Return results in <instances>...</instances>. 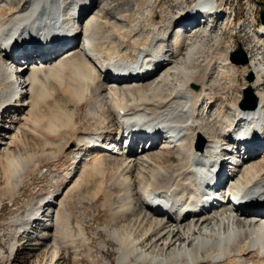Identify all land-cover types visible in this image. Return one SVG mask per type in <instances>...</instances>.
<instances>
[{
    "label": "bare ground",
    "instance_id": "1",
    "mask_svg": "<svg viewBox=\"0 0 264 264\" xmlns=\"http://www.w3.org/2000/svg\"><path fill=\"white\" fill-rule=\"evenodd\" d=\"M160 1L0 0V172L9 202L33 172L53 167L61 177L53 191L36 194L9 219V236L16 241L41 225L39 245L49 247L44 251L52 258L58 257L57 249L66 256L70 245L65 228L67 197L100 179L96 191L105 195L102 206L115 224L107 232L116 246L115 264H264L263 212L242 210L234 216L220 206L182 216L183 208L175 206L176 202L166 205L168 214L146 205L149 195L168 201L179 196L178 203L187 202V196L179 194L188 192L192 194L189 200H194L193 178L198 174L193 168L203 170V164L212 159L211 151L225 145L227 138H235L234 130L239 128L245 135L251 132L247 140L252 144L262 145L253 148L248 160L236 169L231 185L244 190L254 202L264 201V134L254 131L264 127V92L257 90L264 84V25L254 28L258 21L255 6L248 10L259 35L253 40L263 49L257 58L263 61L250 59L243 68L254 75L246 87H252L257 105L251 109V102L247 106L236 102L229 119L224 109L210 113L218 106L219 94L214 92L221 89L218 81L230 84L235 79L238 66L228 57L233 50L218 44L204 59L202 70L195 61L204 57L206 39L187 51V37L203 23L200 16L228 14L225 0H198L193 6L181 0L176 3V14L166 6L159 15L143 12L145 23L141 25L140 12ZM195 16L198 21L193 23ZM186 20L187 31L178 36L175 33ZM189 23L195 26L188 27ZM222 25L230 32L235 29L229 20ZM216 28L217 24H208L205 38ZM69 33H79L86 45H77ZM15 37L20 41L14 47L23 51L31 44L34 48L41 37L63 49L50 57L44 55L43 60L42 51L25 54L26 65L17 68L6 58ZM123 69L139 75L113 80L111 72ZM3 118H8L7 127ZM86 124L91 130L79 131ZM145 126H152L153 131L146 132L151 135L141 141L136 136L143 134ZM162 128L172 132L173 144L158 143ZM118 129L130 132L138 148H144L140 152L131 149L128 155H119L120 148L118 155L89 148L93 138L111 136ZM21 135L26 139L21 149H27L30 141L39 155L23 157L24 151L17 146ZM5 136L9 138L1 142ZM154 136L155 143H151ZM197 137L205 147L195 153ZM99 193L94 194L95 201ZM255 204L250 208H256ZM78 235L87 241L82 229ZM14 244L11 253L16 251Z\"/></svg>",
    "mask_w": 264,
    "mask_h": 264
},
{
    "label": "rangeland",
    "instance_id": "2",
    "mask_svg": "<svg viewBox=\"0 0 264 264\" xmlns=\"http://www.w3.org/2000/svg\"><path fill=\"white\" fill-rule=\"evenodd\" d=\"M179 1L181 0H162V2L160 1L159 4H157L154 8L147 6L144 10L140 12L138 18V20H140V24L143 25L145 23L142 15L146 11H152L155 15H159V10L163 6L169 7L173 11V14H176L178 12L176 3ZM249 1L250 0H225L226 7H229L228 11H233L237 15L234 24V28L236 31L234 30L233 32H230L223 28L222 23L224 24V22L228 20L230 21L229 18H225L226 20L221 19L217 22V28L214 32L209 35L208 38H205L206 26L198 27L197 29H195V32L190 37H187V51L192 46H195L196 44L203 42L206 39V42L204 43L203 47L205 49L204 57L197 58L195 61V64L198 66V69L202 70L204 59L208 58L207 55L212 50H214L215 47L220 43H223L222 45L227 48V51H229V49H233V51H235L238 49L239 46H242L247 51L249 50L248 52H250L254 60H257L259 52H261L262 50L258 47V44L254 42V38L250 32L251 30H247V28H244V26L239 29L236 25V22L240 19H243L244 22L250 21L251 23L252 17L249 13V10L251 9L253 11L252 6H255L256 16L259 15V7L261 11L264 8V0H254V3ZM186 2L188 6H193L195 5V3L198 2V0H186ZM146 22H148V20H146ZM212 25H214V23H212ZM250 44H254V47L252 49L249 47ZM219 50L222 51V48L220 47ZM261 60L262 59H260L259 61ZM243 67H238L235 79L232 83L227 84L228 82L222 79L218 81L221 84H219L221 89L219 90V92L214 91L215 93L219 94L217 99L218 106L217 108H213L210 113L211 116L216 114L219 110L224 109L226 112H229L228 118L230 119L232 118L231 114L233 113V111L231 110V105L236 102L238 103V105L242 103L244 99L243 88H245L247 84V70ZM257 90L260 92H264V84L261 87H258ZM81 118L83 121V115ZM6 119L8 118H3V122L5 121L3 125L7 127L9 123L6 122ZM6 127L5 129L7 130ZM84 127L86 128H81L79 129V131H84V129L87 131L91 130L90 126H88L87 124L84 125ZM9 131L10 132L8 133V135L12 132V130L10 129ZM6 136L3 137V139L1 137V142L9 138H6ZM196 141L198 142V137ZM25 142V137L21 135L17 144L18 148L23 149L22 144H24ZM28 145L29 147L27 149H21L22 152L24 151L23 157L35 153V155L40 154V152L37 153L33 151L34 148L33 146H31L32 143H30V141ZM156 147L158 148V145ZM0 148H2V146ZM15 149H17V147ZM156 150L157 149H155V151ZM48 152H50V150H48ZM107 158L109 159L108 156ZM174 161H176V158L174 159ZM52 168L45 167L39 173L37 171L31 173V175L26 178L24 184L18 191L17 195L13 198L12 202H9V193H7V189H5V179L3 178V174L0 172V264H115L117 260L115 252L116 246L113 242L108 240L109 238L107 234V232L111 231V229L115 227V224H112L109 221L108 214H106L107 211H105L104 207L102 206V204H104L103 200H105V195L103 196V193H99L98 190L96 191L95 185L100 179L91 180V182L93 181L92 183L95 182L94 184L91 183L93 187L89 181V183L85 186L87 188L83 187V189L85 188L84 190L81 188L83 191L79 190L80 194L78 191L69 194V196L67 197V212L69 216H67L68 221L66 223L65 228L66 231L69 232L68 243L70 245L66 256L62 255V251L57 249V252L59 251L58 257L52 258L51 253L48 254L46 251H44L46 249H49V247L39 245L42 243V241L40 240V236L43 233L41 231V225L35 226L36 228H38L36 232L35 230H31V233L29 235H23L22 237H18L16 241H13L12 238L9 236L12 231L10 223L11 218L18 214V212L22 210L21 208L28 206L31 203V198H33L36 194L45 193L46 191L51 189V191H53L56 186L61 182L60 174L56 171H53ZM86 170L84 171V173H82L81 176L85 175V172H87ZM95 193L100 194L96 201L94 199V196L96 195ZM79 229H82L84 231L85 238L87 239L86 242H84V240H82V238L78 235ZM35 234H39V237L37 239H34ZM12 242L15 243L14 245H16V251H13L11 253L10 246L13 245ZM14 253L16 255H14ZM155 255L158 254L155 253ZM179 264H183V262H180Z\"/></svg>",
    "mask_w": 264,
    "mask_h": 264
},
{
    "label": "water",
    "instance_id": "3",
    "mask_svg": "<svg viewBox=\"0 0 264 264\" xmlns=\"http://www.w3.org/2000/svg\"><path fill=\"white\" fill-rule=\"evenodd\" d=\"M261 22L264 24V12L260 13ZM231 63L237 66H246L248 64V58L243 49L239 46V48L232 52L229 56ZM246 81L248 84H251L254 81V75L252 72H249L246 76ZM243 101L241 106H247L248 102H251L250 108L255 109L257 105V99L254 96L252 87H245L243 89Z\"/></svg>",
    "mask_w": 264,
    "mask_h": 264
}]
</instances>
